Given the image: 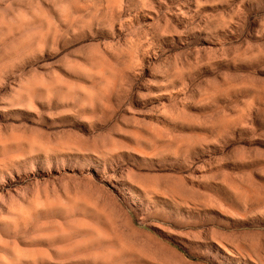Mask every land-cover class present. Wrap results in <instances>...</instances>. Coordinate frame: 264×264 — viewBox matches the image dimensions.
I'll return each mask as SVG.
<instances>
[{
    "label": "rangeland",
    "instance_id": "rangeland-1",
    "mask_svg": "<svg viewBox=\"0 0 264 264\" xmlns=\"http://www.w3.org/2000/svg\"><path fill=\"white\" fill-rule=\"evenodd\" d=\"M0 264H264V0H0Z\"/></svg>",
    "mask_w": 264,
    "mask_h": 264
}]
</instances>
